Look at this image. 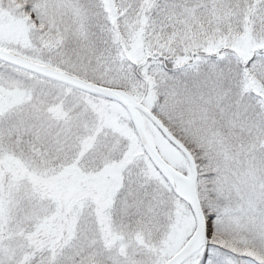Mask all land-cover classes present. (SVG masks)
I'll return each instance as SVG.
<instances>
[{"label": "snow or ice", "instance_id": "1", "mask_svg": "<svg viewBox=\"0 0 264 264\" xmlns=\"http://www.w3.org/2000/svg\"><path fill=\"white\" fill-rule=\"evenodd\" d=\"M0 264H264V0H0Z\"/></svg>", "mask_w": 264, "mask_h": 264}]
</instances>
